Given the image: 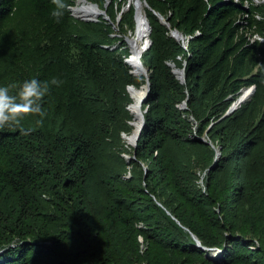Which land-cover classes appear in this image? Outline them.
<instances>
[{
	"label": "trees",
	"instance_id": "1",
	"mask_svg": "<svg viewBox=\"0 0 264 264\" xmlns=\"http://www.w3.org/2000/svg\"><path fill=\"white\" fill-rule=\"evenodd\" d=\"M147 1L135 146L128 87L147 77L114 22L76 18V0L59 19L54 0H0V84L62 81L0 127V264H264V0Z\"/></svg>",
	"mask_w": 264,
	"mask_h": 264
},
{
	"label": "clouds",
	"instance_id": "2",
	"mask_svg": "<svg viewBox=\"0 0 264 264\" xmlns=\"http://www.w3.org/2000/svg\"><path fill=\"white\" fill-rule=\"evenodd\" d=\"M56 7L52 15L59 19L65 9V0H54ZM58 77L51 81L41 80L38 76L25 78L17 84H0V127L15 120L16 117L29 112H42L43 98L50 90L51 84H60ZM16 88L13 92L11 89Z\"/></svg>",
	"mask_w": 264,
	"mask_h": 264
},
{
	"label": "bare ground",
	"instance_id": "3",
	"mask_svg": "<svg viewBox=\"0 0 264 264\" xmlns=\"http://www.w3.org/2000/svg\"><path fill=\"white\" fill-rule=\"evenodd\" d=\"M132 2H134L137 6V27L133 35L130 37V44L132 46L133 54L129 59L130 63L133 66V73L139 76L144 73V68L142 67L139 61V48L141 46V42L145 43V40L148 37V15L146 13L147 4L145 0H139L137 3L136 0ZM74 10L80 16L87 18H98L102 12L104 13L103 8H101L98 3L91 2L90 0H78V4L75 5L73 11ZM131 93L134 98V101L131 104V109L134 113V119H132V122L135 126V129L137 130L141 124V110L143 109V103L140 101V97L146 93V86L143 85L141 87L136 86L134 88H131ZM125 139L128 141L129 144L132 145L133 140L130 134L127 133Z\"/></svg>",
	"mask_w": 264,
	"mask_h": 264
},
{
	"label": "water",
	"instance_id": "4",
	"mask_svg": "<svg viewBox=\"0 0 264 264\" xmlns=\"http://www.w3.org/2000/svg\"><path fill=\"white\" fill-rule=\"evenodd\" d=\"M138 1L139 0H136V3ZM145 2L147 4V6H150L147 0H145ZM135 7H136V16H137V6L135 5ZM71 8H72V12H73V7H71ZM103 11L105 13L104 9H103ZM75 16L83 18L85 20H97L98 19V18H87V17H83V16H79V15H75ZM161 17H162V20L165 23H167L168 25L170 24L169 23V18H165L164 16H161ZM147 23H148V37L146 38L145 43L143 45V50L148 49L149 46L151 45V42H152V40L150 38V33H151L152 27H151V23H150V21L148 19V16H147ZM172 34L174 36H176L177 38H183L184 37L183 33L178 28L172 29ZM126 61L130 63L129 58H127ZM139 61H140L141 65H142V67L144 68V73L147 76V82L145 84H143V85L146 86V93L140 97V101L142 103H144L145 100L148 98L150 92H151V80H150V74H149V67H145L144 62L142 60V57H139ZM171 65L173 66V71L177 74V76L182 81H186V78H187L186 67L185 66L182 67V68L177 67V66H175V63H171ZM132 72H133V70H132ZM134 87H136L134 84L129 85L128 88H129L130 93H131V88H134ZM245 89H246V91H245ZM255 89H256L255 85L243 88L242 93L240 94V96L236 100H234V102L231 104V106L229 107L228 111L226 112V114L224 116L232 114L243 102H245L254 93ZM131 96L133 97L132 93H131ZM131 104L129 105V108H131ZM181 106L182 107H188L187 101H185ZM146 110L147 109H145V110L142 109L141 110V124H140L139 128L137 130L134 129L133 133L130 135L132 140H133L132 144L135 145V146L138 143V139H139V137H140V135L142 133V129L145 126V123H146V117H145V111ZM131 123L133 124L132 121H131ZM126 135H127V133H124V137ZM218 153L220 154V151ZM169 212H170V210H169ZM192 235L198 241V244L202 245L201 239L193 232H192ZM214 250L216 252H218V249H214Z\"/></svg>",
	"mask_w": 264,
	"mask_h": 264
},
{
	"label": "rangeland",
	"instance_id": "5",
	"mask_svg": "<svg viewBox=\"0 0 264 264\" xmlns=\"http://www.w3.org/2000/svg\"><path fill=\"white\" fill-rule=\"evenodd\" d=\"M91 2H94V3H98L99 5H101V6H103V9L105 10V13H101V15L98 17V19L97 20H94V21H98V20H100V19H105L106 21H109V22H114V29H115V31H116V35L119 37V38H122V39H119L118 41H117V43H115L114 44V47H119V48H125V47H127V48H129V54H128V56H126L127 58H130L131 56H132V54H133V50H132V46H131V44H130V37L133 35V33H134V31L132 30V29H130V28H128V31L127 32H124V31H122L123 29H122V25H121V23H122V13H124V12H126V11H129L128 9H129V5H130V3H132V1H134V0H130V2H128V0H127V3H124L123 4V6H122V8L121 9H118V11H117V4L116 3H114V8H112L113 7V3H112V1L111 0H90ZM76 4H78V0H76V3H75V5ZM75 5H73V6H71V7H73V9H74V7H75ZM100 6V7H101ZM102 8V7H101ZM71 10H72V8H71ZM110 11L111 12H117V19H115V21L112 19V16H111V13H110ZM74 13V14H73ZM72 14L75 16V15H79L78 13H76L75 12V10L72 12ZM80 16V15H79ZM76 18H78V19H82V20H85V19H83V18H80V17H77V16H75ZM135 19H136V15H135ZM91 21V20H90ZM93 21V20H92ZM136 22H137V19H136ZM137 26V25H136ZM136 30V29H135ZM143 45H144V42L142 43L141 42V46H140V48H139V52H140V56L139 57H142V55L144 54V52H145V50H143ZM147 50V49H146ZM126 58V59H127ZM129 61H130V59H129ZM129 63V62H128ZM130 64V66H131V71L133 70L132 68H133V66H132V64L131 63H129ZM144 65H145V67H148V66H146V64L144 63ZM146 76V74L145 73H143L142 75H139V77L142 79V77H144V76ZM138 76V75H137ZM147 77V76H146ZM143 85V84H142ZM141 85V86H142ZM140 86V87H141ZM130 110H131V108H130ZM131 112L133 113V111L131 110ZM133 115H134V113H133ZM134 119V118H133ZM133 121V120H132ZM134 129H135V126L133 125V129L131 130V132H127L128 134H132L133 133V131H134ZM123 135H124V133H123ZM204 140H208L206 137H204L203 138ZM209 141V140H208ZM125 142H126V144H129V143H127L128 141L125 139ZM210 142V141H209ZM133 145V144H132ZM220 150L218 149V152H219ZM221 154V153H220ZM220 154L218 153L217 155H218V157L220 156ZM125 155L128 157V159L130 160V158L132 157V154H130V153H125Z\"/></svg>",
	"mask_w": 264,
	"mask_h": 264
}]
</instances>
